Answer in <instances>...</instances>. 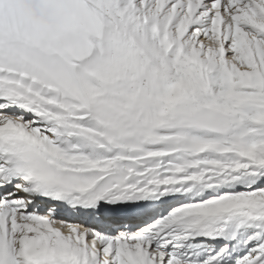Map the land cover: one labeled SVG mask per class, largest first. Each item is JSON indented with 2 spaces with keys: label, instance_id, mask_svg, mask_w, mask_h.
Returning <instances> with one entry per match:
<instances>
[{
  "label": "snow or ice",
  "instance_id": "6c2138e0",
  "mask_svg": "<svg viewBox=\"0 0 264 264\" xmlns=\"http://www.w3.org/2000/svg\"><path fill=\"white\" fill-rule=\"evenodd\" d=\"M0 264H264V0H0Z\"/></svg>",
  "mask_w": 264,
  "mask_h": 264
}]
</instances>
